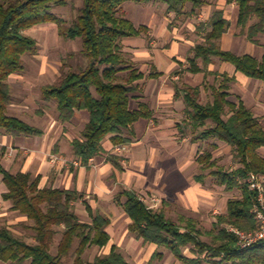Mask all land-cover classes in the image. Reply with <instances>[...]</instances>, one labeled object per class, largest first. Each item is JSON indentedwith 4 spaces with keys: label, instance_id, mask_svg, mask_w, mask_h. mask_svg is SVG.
Wrapping results in <instances>:
<instances>
[{
    "label": "trees",
    "instance_id": "16d2710c",
    "mask_svg": "<svg viewBox=\"0 0 264 264\" xmlns=\"http://www.w3.org/2000/svg\"><path fill=\"white\" fill-rule=\"evenodd\" d=\"M71 0H0V129L15 137L41 136L44 130L16 116L9 115L13 103L11 75L25 69V55L36 52L38 41L26 33L44 23L58 26L61 37L80 39L81 54L90 60L85 67L72 69L59 81L42 87V98L57 104L58 118L70 122L77 110H86L89 121L80 136L71 142L74 154L81 165H88L92 157L104 152L103 141L109 137L117 145L128 144L135 135V123L141 118H152L153 110L147 103L131 108L132 94L139 89L135 81L145 77L143 72L127 65L122 40L147 33L148 27H137L120 14L125 2L147 3L153 0H83L78 14L69 22L55 12ZM169 11L191 17L211 0H162ZM239 7L240 33L256 44L264 36V0H226ZM231 21L224 10H216L205 30L204 40L197 43L188 56V70L205 73L202 85L182 83L178 96L186 105V126L193 140L208 142L210 148H200L197 161L202 172L197 179L204 181L213 176L216 183L227 191L241 190L242 196L230 198L225 213L218 215L210 230L202 229L195 218L181 215L179 222L168 218L164 210L149 208L132 190H124L125 209L132 219L130 229L146 243H155L171 251L184 264H264V244L243 249L236 235L229 231L232 225L243 230L257 227L252 209L256 192L244 181L255 172L264 177L263 118L239 98H231L232 83L236 77L228 73L218 76L209 70L215 58L233 64L237 71L264 82V55L259 58L249 53H236L223 49L220 40L229 31ZM264 48V43H263ZM130 70L128 76L123 72ZM158 72L149 76L156 77ZM215 77L214 83L208 78ZM209 89L212 99L201 101L202 88ZM218 142L231 146L237 166L220 164L213 150ZM118 158L110 154L108 160L118 165ZM0 174L6 186L3 198L13 209L27 216L22 227L32 228L35 242L17 235L10 227L0 226V261L11 264H88L85 254L92 246L100 248L110 241L107 226L110 219L88 210L91 222L82 221L76 212V191L40 187L41 177L31 172H13L7 169L0 157ZM29 222V223H28ZM208 239H204L203 237ZM56 245V253L52 251ZM189 251V254L186 251ZM157 251L154 257H162ZM93 264H133L118 246L113 245L107 254L98 255Z\"/></svg>",
    "mask_w": 264,
    "mask_h": 264
},
{
    "label": "crops",
    "instance_id": "0c3cea01",
    "mask_svg": "<svg viewBox=\"0 0 264 264\" xmlns=\"http://www.w3.org/2000/svg\"><path fill=\"white\" fill-rule=\"evenodd\" d=\"M128 2L134 4H128L130 13L128 17L125 14L124 16L137 27L141 25L148 27L147 33L122 40L127 65L146 75L135 81L139 89L132 94L130 105L131 108L136 109L141 103H147L153 110L152 118H141L135 123L136 133L128 143V150L116 153L115 145L107 137L103 141L104 152L95 156L92 163L86 166L75 165L73 161L77 157L71 142L80 136L90 118L88 111L77 110L72 121L66 123L59 121L63 130L81 126L80 133L72 138L66 135L68 131L64 136L55 137L53 128L36 124L32 125L43 129V135L15 137L0 129V157L3 165L13 172H31L35 176L39 175L40 187L52 186L76 191L79 194V199L75 202L76 212L80 217L78 206L81 203L88 216V219L80 217L82 221H92L88 206L92 208L94 214L107 216L110 219L107 226L110 241L102 247L106 249L104 254L109 253L113 245H116L126 256L123 251L124 242H130L132 246L135 242H141V245L144 244L148 249H152L151 261L155 258H164L166 249L160 248L155 243H146L143 238H138L131 231L132 219L124 206L126 196L121 195L124 190H132L141 198L149 199L152 196L159 198L163 206L157 209L164 210L167 217L174 222L178 223L180 216L185 215L195 218L201 226L199 222L201 216L207 217L220 203L216 194L218 187L225 189L224 186L216 183L213 176H207L204 181L197 179L202 172L197 161V153L201 146L208 145V142L195 141L193 137L190 139L179 137L183 131L181 128L186 126L187 116L185 102L182 96H178V91L182 83L198 86L205 80L204 72L192 73L187 69L188 56L193 47L199 43L192 38V32L201 33V29L199 31L195 24L197 20L209 27L216 10L213 12L215 4L209 3L197 14L187 17L184 25L181 26L179 20L182 19V14L177 15L176 12L169 11L168 5L162 0L125 3ZM216 9L224 10L225 17L231 21L229 31L220 40L221 47L242 54L233 48V45L228 44V38L230 35H235L234 30L238 28V5L228 4L226 0H218ZM211 12L213 13L209 18ZM197 37L204 40L203 35ZM256 47L258 44L250 41L247 47L249 54L261 58L264 55L263 45L261 54L258 55L255 53ZM209 70L217 72L218 76L223 73L235 76L236 80L230 90L231 98L234 97L235 100L241 98L257 116H264V93L257 92V88L252 90L253 85L264 88L263 81L248 77L237 71L233 64L219 58H215L209 65ZM129 72L130 70H127L123 74L128 76ZM154 72H158L159 75L149 76ZM16 74L11 75L9 79L12 88V80ZM200 74L204 75L202 83H193L192 80H196L195 77ZM236 87L239 90L236 91ZM251 93L253 97L249 99ZM12 104L8 108L9 115L28 122L25 118L11 113ZM221 143L218 142L217 150ZM112 153L120 157L118 165L108 160ZM260 153L264 156V147L260 149ZM53 156H58L59 159L54 160ZM6 190L0 174V225L12 228L14 224L27 222L28 218L14 210L12 203L3 198ZM228 201L229 197L226 198L221 212L214 211L217 214L216 220L218 215L226 212ZM171 206H179L183 210L178 214V221L168 215V208ZM122 218L125 220V228ZM157 251L163 256L154 257ZM169 253L174 255L171 251ZM187 253L189 254V251ZM173 257L180 264L183 263L175 255Z\"/></svg>",
    "mask_w": 264,
    "mask_h": 264
},
{
    "label": "rangeland",
    "instance_id": "374dc122",
    "mask_svg": "<svg viewBox=\"0 0 264 264\" xmlns=\"http://www.w3.org/2000/svg\"><path fill=\"white\" fill-rule=\"evenodd\" d=\"M211 3L215 4L213 7L214 12L215 10H217L216 8L218 6V0H211ZM82 4L83 0H71L67 6L55 8V12L59 16L71 22L77 16L78 8L82 6ZM128 4L131 5L134 3H125L120 10L121 15L125 14L128 17L130 13ZM213 12L209 14V18ZM181 18L182 19L179 21L181 26H183L185 21L187 20V17L181 15ZM195 24L198 26V30L200 31L202 21L197 20ZM26 33L37 39L38 46L36 52L28 53L27 55H25V69L22 72L17 73L12 80L14 102L11 106V113L25 118L31 124L40 125L42 127L49 126V128H53V135L55 137L64 136V133L68 131L66 135L72 138L80 133L81 126L70 127V129H65L66 131L63 130V127H61V123L59 122L60 120L58 119L57 104L55 102H47L43 100L42 87L59 81L65 73L72 69H78L80 67L87 66L90 63V60L81 54V40L64 39L59 35L58 26L54 23H44L41 25H37L33 28L28 29ZM204 33V29H201V33H197L196 31L194 33L192 32V38L195 41L201 42L202 39L197 36L204 35ZM234 34L235 35H230V37L228 38V44L233 45V48H236L237 51H240V53H249L247 47L249 46L250 41L247 36L240 33L239 27L234 30ZM263 43L264 36L261 35L260 43L258 44V47L255 48V53H257V55L258 53L261 54V46L263 45ZM186 64L189 65V63L187 62ZM195 78L197 79H193V83H202L204 75L200 74ZM208 80L209 83H214L215 77L210 76ZM256 88L257 92L261 91L264 93V88L262 86L261 88H258L254 87L253 85L252 90H255ZM237 90L239 89L236 87V91ZM251 97H253L252 93L249 94V99ZM211 99V91L209 89L205 90V88L203 87L201 101L207 102ZM233 99L235 98L233 97ZM262 118L264 119V116ZM192 136L193 134L190 133L188 128H186L185 131L181 132L179 137H188V139H190V137ZM201 148L208 149L210 148V146L209 144H205L202 145ZM213 151L220 164H224L228 167L237 166V163L233 158L231 148L226 143L222 142L220 148ZM216 194L218 195L217 199L220 203L216 205V207L210 212V214L208 212L209 215L207 217L203 218L201 216L199 222L202 229L209 230L213 227V223L216 220L215 216L217 215L214 213V211L217 210L221 212L224 209L226 198L229 197L230 199L233 197L242 196L241 190L236 189L234 191H227L226 189H222V187H218ZM144 199L148 205H151L156 209L163 206L161 200L157 197L152 196L149 199ZM78 211L82 219L88 217L83 204H79ZM181 211H183L181 207L171 206L170 208H168V215L175 221H178V214L181 213ZM187 213L189 214V212ZM122 220L124 223L123 226L125 228V220L123 218ZM11 229L17 235L24 237L27 241L35 242V238L33 236L34 232L32 228L22 227L20 226V224H14ZM203 238L206 240L208 239L206 236ZM123 247L125 248L123 249V251L125 252L128 260L134 264H180L177 259L173 257L174 255H170L169 251L167 250H165L164 258H155L150 261L152 249H148V246L144 244L141 245V242H135L133 246L130 244V242H124ZM105 250V248H100L98 246L90 247L85 254L88 264H93L95 258L98 255L104 254ZM52 251L56 253V245L53 246ZM73 259V257H68L65 259V263L72 264ZM0 264L11 263L0 261ZM25 264H30V262L28 261Z\"/></svg>",
    "mask_w": 264,
    "mask_h": 264
},
{
    "label": "built area",
    "instance_id": "2783aa9c",
    "mask_svg": "<svg viewBox=\"0 0 264 264\" xmlns=\"http://www.w3.org/2000/svg\"><path fill=\"white\" fill-rule=\"evenodd\" d=\"M128 150V144L115 146V152L121 153ZM54 160L59 159L58 156H53ZM95 157L90 158L89 163H92ZM75 165H81V161L76 158ZM250 190L256 192V203L252 209V213L257 223V227L253 230H243L235 226H228L229 231L233 232L237 237V244L243 249L252 247L256 244H264V177L258 173L251 172L244 180ZM146 204L144 198H141ZM148 205V204H147ZM149 208H154L148 205Z\"/></svg>",
    "mask_w": 264,
    "mask_h": 264
}]
</instances>
